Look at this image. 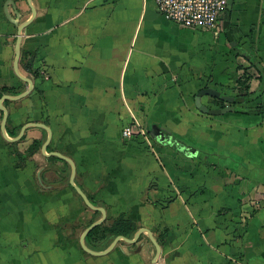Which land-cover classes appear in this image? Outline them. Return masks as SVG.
Listing matches in <instances>:
<instances>
[{"label":"crops","instance_id":"1","mask_svg":"<svg viewBox=\"0 0 264 264\" xmlns=\"http://www.w3.org/2000/svg\"><path fill=\"white\" fill-rule=\"evenodd\" d=\"M14 1L21 32L0 0V264H153L147 231L107 250L140 228L157 264H264V0H233L235 46L226 17L200 34L153 0ZM245 73L252 112L197 108ZM135 122L150 142L123 137ZM120 219L137 230L110 232Z\"/></svg>","mask_w":264,"mask_h":264},{"label":"built area","instance_id":"2","mask_svg":"<svg viewBox=\"0 0 264 264\" xmlns=\"http://www.w3.org/2000/svg\"><path fill=\"white\" fill-rule=\"evenodd\" d=\"M158 11L168 20L185 28L209 31L218 28L225 19L229 0H153ZM125 138L143 137L150 142L148 131L139 123L122 130Z\"/></svg>","mask_w":264,"mask_h":264},{"label":"water","instance_id":"3","mask_svg":"<svg viewBox=\"0 0 264 264\" xmlns=\"http://www.w3.org/2000/svg\"><path fill=\"white\" fill-rule=\"evenodd\" d=\"M233 3V0H229V8H228V13H227V16H226V20L224 21V24H223V27H224V30H225V33L227 35V38L231 41L232 45L235 46L236 43L234 41V38H233V35H232V32H231V29H230V20H231V16L229 14V10H230V7H231V4ZM13 6L15 8V15L16 17H14L13 15H11V13L9 12V6ZM5 13H6V16L8 17V19L13 22L15 25H17L19 28H20V32L25 28L26 25H21L19 24L17 18H19V11L17 10L16 8V3L14 0H7L6 4H5ZM19 40H21V33L19 34ZM19 56H20V50H19V46L17 47V64H18V61H19ZM25 79L27 80V82H29L31 85H30V88L29 90H27L24 94H22L21 96L25 95V94H28L32 89H33V84L31 83V80L29 78H26ZM203 96H211L213 98H217V99H220L222 100L223 102H225V106H222V107H211L207 104H204L203 101H202V98ZM3 101V100H2ZM195 104L197 106V108L205 113V114H209V115H222V114H225V113H228V112H233L236 110V97L233 96V95H230V94H226L224 92H222L221 90L219 89H216L214 87H205L203 89H201L195 96ZM3 110H4V118H3V131H4V134L5 136L8 138V139H11V140H16L17 138L21 137L22 136V133L17 136V137H9L7 136V133H6V123H7V120H8V111L5 107H3ZM46 148H44L45 150ZM55 155H58V156H61V157H64V159L68 160L67 157L65 156H62L59 152H54ZM72 184L73 186L78 190V192L81 194V196L85 199L86 203L88 206L92 207L93 209L95 210H99L103 213V215L105 216V209L102 208V207H97V206H94L91 201L89 200V198L87 197V195L79 188V186L74 182V179L72 178ZM104 219V217L102 218V220ZM102 220L100 221H96L94 222L93 224H91L85 231L84 233V236H86L92 229H94L98 224H100V222H102ZM144 231H147L151 237V239L153 240L156 248H157V254L153 260V264H157V261H158V258L161 254V251H162V248H161V245L160 243L158 242V240L155 238V236L153 235L152 231L148 228H140L135 236L133 238H129L127 236H124V235H119L116 237V239L114 240L113 244L107 249V250H110L111 248H113V246L120 240H125L127 242H136L139 238V236L141 235L142 232Z\"/></svg>","mask_w":264,"mask_h":264},{"label":"trees","instance_id":"4","mask_svg":"<svg viewBox=\"0 0 264 264\" xmlns=\"http://www.w3.org/2000/svg\"><path fill=\"white\" fill-rule=\"evenodd\" d=\"M252 75L245 73L242 75L237 82V88L239 89L237 94H236V111L243 112V113H250L253 110L251 108L247 107L246 105L255 101L258 97L259 94L253 91H250V85L249 81L251 79ZM219 105L223 106L224 102L221 101L220 99H214ZM264 110V108L262 107ZM15 135V134H14ZM38 144H35V147H37ZM182 149L190 151L192 148L190 146H187L185 144H182ZM39 147V146H38ZM34 150V149H33ZM101 227L97 225L94 229H92L89 232V235H93L95 232L99 231ZM112 230H109L112 233L115 234H133L137 230V226L134 223L128 222L124 219H120L111 228Z\"/></svg>","mask_w":264,"mask_h":264},{"label":"rangeland","instance_id":"5","mask_svg":"<svg viewBox=\"0 0 264 264\" xmlns=\"http://www.w3.org/2000/svg\"><path fill=\"white\" fill-rule=\"evenodd\" d=\"M197 32H199L200 34H202V33H206V32L200 31V30H199V31H197Z\"/></svg>","mask_w":264,"mask_h":264}]
</instances>
